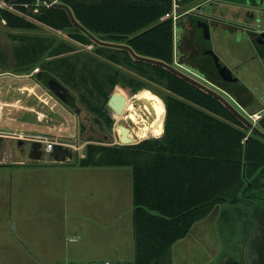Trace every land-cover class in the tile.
Instances as JSON below:
<instances>
[{"label": "trees", "instance_id": "obj_1", "mask_svg": "<svg viewBox=\"0 0 264 264\" xmlns=\"http://www.w3.org/2000/svg\"><path fill=\"white\" fill-rule=\"evenodd\" d=\"M58 2L69 6L76 20L100 40L120 42L138 55L175 64L173 0ZM0 3V20L6 26L23 30L45 26L66 31L71 41L93 45L95 53L110 62H121L123 55L138 78L161 84L167 90L161 138L126 145L89 143L86 156L78 162L82 167L132 168L134 264H164L173 244L187 237L196 223L218 209L236 207L245 208L256 222L247 264H264V139L216 97L176 73L139 61L126 50L95 43L74 25L66 9L47 6L44 0ZM24 44L17 54L24 63L21 74L40 68L42 73L36 77L43 85L57 79L71 92H82L80 83H86V75L79 74L70 45L55 47L42 38H31ZM118 79L119 73L115 72L106 77V83L114 86ZM125 82L135 89L143 85L134 78ZM93 85L90 94L103 93L101 84L95 81ZM119 103L122 101L113 106L121 112ZM160 124L153 133L162 131ZM256 125L264 132V113ZM223 264L244 262L229 259Z\"/></svg>", "mask_w": 264, "mask_h": 264}, {"label": "rangeland", "instance_id": "obj_2", "mask_svg": "<svg viewBox=\"0 0 264 264\" xmlns=\"http://www.w3.org/2000/svg\"><path fill=\"white\" fill-rule=\"evenodd\" d=\"M31 38H42L48 43L53 42L55 47L59 45H70L74 51L73 61L80 71L79 74L81 75V73H84V75H86V83L84 80L80 83L82 92L72 89L74 101L71 105H68L56 97L45 85L40 83L36 77L37 73H42V70H39L40 68H35L28 74H22L27 76V78H23V84H28V87L34 88V90H31V96H28L30 90L23 92L22 101L24 102L26 100V96L31 98L35 97V93L37 96H43L44 98L49 97V95L52 96V102L47 104L41 102V105H43L46 110L52 105L53 119L48 123V125L51 126V135L47 136L51 140L67 145L74 152V158L71 161H67L68 164L58 165V163L52 164L47 161H40L47 162L48 165L39 164L40 166L38 167H40V169H49L50 167L60 169L63 167L65 169L64 171L78 175L79 173L82 175V173L87 172L91 176L96 175L95 182L91 179L95 187L96 185H103L102 188H104V185H106L108 188V185L117 183V192L119 193L117 196V203L118 209L121 212L118 218V252L105 253L101 250V247L98 246L95 250V254L89 258L73 263L63 262L60 264H105L106 262L109 264H119L120 258L123 259L122 264H134L135 256L133 257L131 252L132 245L133 254L135 255L133 214H129L132 206L126 208L127 201L130 199L125 195V193L129 195V191H131L132 168L128 166L85 168L78 166V162L81 158L86 156V146L89 143L126 145L137 144L145 139L161 138L164 133L166 118L164 96H166L168 92L161 84L151 83L147 80L138 78L134 71L124 62L123 55L120 56L121 62H110L106 58L97 55L95 53L97 48L93 45L78 44L71 41L66 31H55L45 26H40L32 30L13 29L6 26L5 21L2 20H0V73L5 71L18 74L22 73L21 67H23L24 63L18 58L17 54L23 48V45L25 46L24 43ZM202 43L205 46L208 44V40ZM176 49L177 45L175 46V50ZM173 66L180 69L176 64ZM180 70L210 87H213L192 71L189 72L182 68ZM90 72L93 77L90 76ZM115 72L119 73L118 83L114 86L106 83V77L109 74L114 75ZM18 78L20 77L8 75L4 76L3 80L17 81ZM127 78L139 80L140 84L143 83V85H140L141 87L139 89H135L134 87L131 88L125 82ZM95 81L96 84H101L104 94L98 92H94V95L90 94L94 86L93 82ZM215 89L237 107L228 95L217 88ZM118 100L122 101V103H119L121 112H118L113 106L115 102H119ZM149 103L153 105L157 111V123L153 124V131L159 130L160 123L162 131L156 133H152V131L142 136L141 132L147 125L151 124L156 117L155 111L148 106L150 105ZM115 106L118 108L117 103ZM94 108L96 110H94ZM237 109L241 111L240 107H237ZM241 112L249 117L248 113H245L243 110ZM250 119L252 118L250 117ZM156 125L157 127L154 130ZM45 126L44 123L34 118L32 119V123L25 129L32 133H46L47 130ZM121 127H125L128 130L125 128L121 129ZM129 132L134 135V137L123 140L122 136L128 135ZM10 145H12V148L15 149L17 154L19 151L18 142L13 140V143H10ZM8 146L9 144L6 140H4V142L0 140V156L4 158L5 162L14 160L12 157L2 156L9 150ZM26 149H28V145ZM22 167L23 166H21V168ZM0 169V171L5 174H17L19 171H23L19 166L16 168L4 167ZM97 176H102V178L98 179ZM103 177L106 178L104 179ZM112 190L115 191L113 187ZM71 191L73 190L71 189ZM108 191L109 190H105V193L107 194ZM75 192L76 191L70 193L71 203L75 201L78 202L81 199L86 206V202H92L93 198L91 196L84 199L81 197L74 198L77 193ZM244 209L243 207H236L235 210L223 209V211L220 210L221 212L216 211L213 215L196 223L187 237L173 244L172 247L174 250L171 254L172 263L186 264L185 261L188 257V264H199L206 261H210L209 264H223L224 261L229 259L238 260L239 262L247 264L248 259L246 255L249 253V240L252 238V233L256 230V227L254 228L256 222L251 220L252 218ZM84 217L88 219V215H84ZM87 227L89 231L85 230L86 233L83 235V238L79 237L78 240H80V243L84 240L88 241L89 246L87 252H90L96 244L95 239L97 238L94 235V231L90 229L92 223H87ZM131 239L132 242L130 241ZM101 241L104 242L103 239ZM203 251H205V254ZM19 264L50 263L21 262Z\"/></svg>", "mask_w": 264, "mask_h": 264}, {"label": "crops", "instance_id": "obj_3", "mask_svg": "<svg viewBox=\"0 0 264 264\" xmlns=\"http://www.w3.org/2000/svg\"><path fill=\"white\" fill-rule=\"evenodd\" d=\"M243 18L244 14L240 15L236 21L241 22ZM173 23L174 58L176 59L178 48L175 50V46H178V40L175 36V19ZM260 33L244 32L230 26L222 28L217 26L209 31L208 36L206 35L207 52L212 57L219 56L224 60L226 65L223 68L229 70L231 76L233 67H237V84L228 83V80L225 83L236 90L237 96L230 95L224 89L222 92H226L225 94L234 101L238 108H241V111H246L249 117L255 114L261 115L264 112V45L261 46L256 42L263 38ZM195 60L200 61L201 56H196ZM8 75L20 78L15 80L16 82L3 80L4 76ZM23 78L27 76L9 71L0 73V139L3 142L6 140L9 144V152L7 151L2 156L14 159L5 162L0 156V168L19 166L23 170L17 174H5L0 171V264L73 263L93 256L98 246L105 253H117L118 218L121 212L117 203L119 194L117 183L108 185V188L106 185L104 188H102L103 185L95 187L91 179L95 182L96 175L91 176L87 172L82 175L81 173L72 174L64 171L63 167L40 169L39 164L48 165L47 162L31 161L21 154V141L51 135V126L48 123L53 119L52 105L48 110L41 105V102L45 104L52 102V96L44 98L35 93V97L26 96V100L22 101L23 92L30 90L28 96H31V90H34L28 87V84H23ZM34 118L46 125V133H32L25 129ZM13 140L19 144L17 154L10 145ZM65 164L68 163H58V165ZM90 167L109 168L99 166L85 168ZM97 177L102 178V176ZM131 179V191L129 195L125 193L130 199L127 201L126 208L132 206L129 214H133V173ZM71 189L77 192L74 198L84 199L91 196L92 202H86V206L81 199L71 203L70 193L73 192ZM103 189L109 190L107 194ZM84 215H88V219ZM87 223H92L90 229L94 231L97 238L90 252H87L88 241L84 240L80 243L78 240L79 237L83 238L85 230L89 231ZM102 239L104 242L101 241ZM130 241L132 242V239ZM173 250L171 247L164 264H173L171 255ZM131 252L134 257L132 245ZM203 252L205 254V251ZM187 258L186 264L189 263ZM122 262L123 259L120 258L119 264ZM209 263L210 261H206L199 264Z\"/></svg>", "mask_w": 264, "mask_h": 264}, {"label": "flooded vegetation", "instance_id": "obj_4", "mask_svg": "<svg viewBox=\"0 0 264 264\" xmlns=\"http://www.w3.org/2000/svg\"><path fill=\"white\" fill-rule=\"evenodd\" d=\"M257 2H259V0H257ZM173 8L174 10L171 15L172 18H175V36L178 40V53L176 52V59L174 58L175 64L180 69L182 68L186 71H192L195 74L198 73L202 75L206 78V81L204 80L205 82L214 86L221 92L223 89H227L228 92L230 90V95L237 96L236 90L225 84L227 82L237 84V67H233L232 69L233 80L227 81L220 76V74L226 75L225 71L220 68L226 65V62L219 56L212 57V55L207 52L206 47L202 43L208 40L206 38L207 34L202 28L205 27L204 23L206 22L210 30L217 26L220 28L230 26L244 32L259 33L261 30L253 25L258 15L257 5H247L245 3L221 4L218 0H173ZM242 14H244L243 20L237 22L236 19ZM256 42L263 46L264 38ZM198 55L201 56L200 61L195 60V57ZM222 86L225 88H222ZM34 141L35 140H26L20 142L22 144L21 154L31 161H36L30 157ZM27 145L28 149H26ZM217 211L221 212L220 209Z\"/></svg>", "mask_w": 264, "mask_h": 264}, {"label": "water", "instance_id": "obj_5", "mask_svg": "<svg viewBox=\"0 0 264 264\" xmlns=\"http://www.w3.org/2000/svg\"><path fill=\"white\" fill-rule=\"evenodd\" d=\"M47 3L55 6V7H60L64 8L68 11L72 22L76 27H78L80 30H82L86 35H88L95 43L101 45V46H106V47H112V48H117V49H123L128 51L135 59L155 65L162 66L183 79L189 81L190 83L197 85L207 93H210L214 97H216L219 101H221L230 111H232L239 119L240 121L249 127L252 132L256 133L260 138L264 139V132H262L256 125V122L250 119V117H247L244 113H242L237 107L229 101L222 93L217 91L214 86L210 87L209 85L191 77L190 75L184 73L180 69L174 67L173 65L167 64L161 60L146 57V56H141L138 55L129 45L126 44H121V43H112V42H107V41H102L93 34H91L86 28H84L75 18L73 11L71 8L65 4L59 3L58 1H53V0H45ZM220 1L221 4L223 3H245L247 5H257L258 7V15L255 20V23L253 25L257 27L259 30H264V0H218ZM219 5V4H218ZM220 6V5H219ZM205 27L202 28L204 32H206L207 36L209 33V27L208 24L205 22ZM261 37L264 38V31H261L260 33ZM220 67V66H219ZM221 70H224L226 75L220 74V76L225 79V80H231L232 76L229 72V70H225L223 67H220ZM199 77H201L203 80L206 81V78H204L202 75L196 73ZM207 83V82H206ZM47 88L56 96L58 97L61 101L64 103L71 105L74 101V97L72 95L71 90L65 86L63 83H61L57 79H49L46 83ZM246 113V111H245ZM125 127H121L123 129ZM128 130L127 128H125ZM123 138V137H122ZM31 159L36 160V161H47L50 163H66L67 161H71L74 158V152L73 150L68 147L67 145H64L63 143L56 142L53 144L52 149L49 151L44 150V145L42 141H34L32 145V151L30 155Z\"/></svg>", "mask_w": 264, "mask_h": 264}, {"label": "built area", "instance_id": "obj_6", "mask_svg": "<svg viewBox=\"0 0 264 264\" xmlns=\"http://www.w3.org/2000/svg\"><path fill=\"white\" fill-rule=\"evenodd\" d=\"M39 3L40 2H38L37 5ZM44 4L47 5V6H50L51 5V4L47 3L45 0H44ZM0 6H3V5L0 3ZM173 10H174V8H173ZM35 11H37V10H35ZM173 19H175V18L173 17ZM250 117L252 118L253 121L256 122L260 118V115L255 114V115H252ZM34 140L35 141H42L43 142V145H44V150H46V151L51 150L53 144L57 142V141H54V140L49 139V137L48 136H45V135L36 137ZM106 264H109V263H106Z\"/></svg>", "mask_w": 264, "mask_h": 264}, {"label": "bare ground", "instance_id": "obj_7", "mask_svg": "<svg viewBox=\"0 0 264 264\" xmlns=\"http://www.w3.org/2000/svg\"><path fill=\"white\" fill-rule=\"evenodd\" d=\"M150 104V103H149ZM146 105V104H145ZM148 106H150V108L152 109V110H154L155 111V120L151 123V124H149V125H147V127L141 132V135L142 136H145L146 135V133H149V132H152L153 131V124L154 123H157V111H156V109H155V107H153V105H148ZM149 110V109H148ZM158 114H160V113H158ZM153 133V132H152ZM123 138V140H128L129 138H131V137H134V135H132L130 132H129V134L128 135H125V136H122Z\"/></svg>", "mask_w": 264, "mask_h": 264}]
</instances>
